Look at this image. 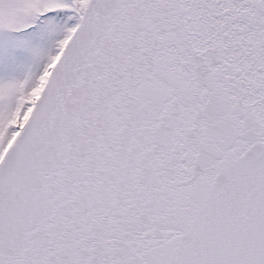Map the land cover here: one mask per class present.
Masks as SVG:
<instances>
[{
    "label": "snow or ice",
    "instance_id": "obj_1",
    "mask_svg": "<svg viewBox=\"0 0 264 264\" xmlns=\"http://www.w3.org/2000/svg\"><path fill=\"white\" fill-rule=\"evenodd\" d=\"M0 264H264V0H0Z\"/></svg>",
    "mask_w": 264,
    "mask_h": 264
}]
</instances>
